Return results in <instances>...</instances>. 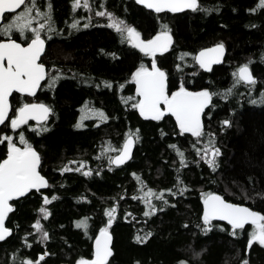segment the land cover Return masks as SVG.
<instances>
[{
	"label": "trees",
	"instance_id": "16d2710c",
	"mask_svg": "<svg viewBox=\"0 0 264 264\" xmlns=\"http://www.w3.org/2000/svg\"><path fill=\"white\" fill-rule=\"evenodd\" d=\"M49 3L54 31L49 33L46 27L41 33L47 43L42 60L49 76L59 79L51 88L48 80L43 81L33 97L13 92L9 118L27 100L44 102L51 112L45 121H29L15 130L10 120L0 126V134L20 144L23 133L37 150L40 171L49 186L13 202L14 210L6 220L11 235L0 241V264L27 260L35 264L41 255L44 259L39 264L90 259L94 238L107 226L105 213L112 208L108 264H242L245 259L249 264H264V247L254 243L247 248L254 225H246L234 236L225 221L212 220L209 225L203 221L204 194L211 192L264 214V103L260 102L264 95V7L258 8L260 0H198L207 11L160 13L137 0H89L91 11L74 8V0H36L41 12L48 11ZM98 10L114 13L144 39L167 26L172 45L156 53L155 61L167 73L168 90L183 84L219 94L203 113L202 137L181 133L171 113L156 121L132 107L139 101L133 73L141 65L150 67L153 56L108 27L107 17L95 15ZM12 15L6 14L5 20ZM76 21L79 25L73 29ZM42 22L45 18L39 17L32 26ZM12 38L28 41L15 32ZM216 42L226 47L224 60L205 71L194 55ZM242 64H249L254 85L235 83L233 73ZM228 89L231 94L223 95ZM96 110L107 119L96 116ZM225 120L230 124L225 125ZM137 129L139 139L133 136L131 158L122 165L111 164L110 158ZM210 138L220 150L215 170L202 159V152L197 153ZM171 145L184 153L185 167ZM7 151V142L0 144V160ZM65 166L80 171H61ZM89 170L91 175H84ZM149 189L163 192V200L146 196ZM53 196L57 199L52 200ZM44 197L51 202L44 204ZM146 199L155 206L148 216L144 213L152 209ZM41 207L50 213L47 218ZM85 217L86 231L76 226ZM37 221L42 232L35 227ZM43 232L48 234L46 239Z\"/></svg>",
	"mask_w": 264,
	"mask_h": 264
},
{
	"label": "snow or ice",
	"instance_id": "6c2138e0",
	"mask_svg": "<svg viewBox=\"0 0 264 264\" xmlns=\"http://www.w3.org/2000/svg\"><path fill=\"white\" fill-rule=\"evenodd\" d=\"M137 2L144 4L147 8L153 9L157 13L163 12L165 9L172 12H179L185 9L207 11V9L200 8L198 0H137ZM73 7H83L89 11L92 10L89 0H83V3H81V0H74ZM260 7H264V0H260L258 8ZM18 9L23 10L17 13ZM34 10L35 15H33ZM8 13L13 15L8 20H5V15ZM95 15L107 17L110 21L107 25L108 27L121 34L123 39L140 51L153 56L151 71L141 65L133 75V80L137 85V93L141 99L136 104H133L132 107L138 108L144 118L156 121L171 113L175 117L181 133H191L197 138L202 137L204 132L201 114L210 105L212 97L219 94L211 93L208 90L190 92L184 88L183 84H181L178 91L172 92L171 95L168 94L167 73L157 67L155 62L156 53L167 51L171 45L172 39L167 26H163L161 33L154 38L143 40L141 39V34L134 27L127 25L124 20L117 18L114 13L107 10H98L95 11ZM39 17L45 18V22L39 23V27H33V21ZM90 20L91 17H89ZM78 25L79 21H76L71 27L76 29ZM46 27L49 33L54 31L50 3L48 4V11L41 12L36 6V0H0V36L7 37L6 40H0V125H4L9 120L8 114L11 110L9 97L12 96L13 92L35 96L37 89L41 87L42 81L48 80V87L51 88L56 80L59 79L58 76H49L45 64L40 62L46 46V41L42 38L41 33ZM84 27H89V24H84ZM14 32L19 33L22 39L30 41L27 46L12 39ZM27 33H31V36L29 37ZM48 38L50 39L51 37L49 36ZM223 50L224 46L220 44L216 48L202 51L195 59L199 62L200 67L210 71L211 65L218 63L219 59L218 57L210 56L209 53L222 55ZM233 76L236 77V84L243 82L248 85H254L256 82L251 74L249 64L239 67L233 73ZM105 86L111 87V84L105 82ZM231 92L232 89H228L223 95H230ZM252 102L256 103L257 101ZM260 102L264 103V95H262ZM161 105L165 107L162 108ZM50 112L51 109L44 104L24 103L16 110L14 118H11L10 127L15 130L21 125L27 124L31 119L46 120ZM95 115L99 116L101 120L107 119V116L99 110L95 111ZM223 123L229 125L230 121L225 120ZM81 126L82 124L77 125V127ZM138 132L139 130L137 129L135 133H129L123 148L119 150V155L115 156V158H110L111 164L122 165L131 158V148L134 144L133 136L139 139ZM5 142H7L8 149L7 157L0 162V241H4L7 236L11 235V229L4 226L8 213L14 210L9 202L25 196L33 189L39 191L41 188L49 186L39 171L41 156L31 144L27 143L23 133L19 134V143L22 147H18L13 142V137L9 135H4L0 139V144ZM213 144L214 140L210 138L208 145L202 149H197V153L200 154L202 152V159L206 160L208 165L215 170V158L220 155V150L214 148ZM171 147L176 149L175 145H171ZM176 151L180 157L181 166L185 167L184 153L179 149H176ZM71 163L76 162L73 161ZM83 166L81 164V167ZM73 170L80 171V168L72 169L65 166L61 169L64 172ZM84 175H91V170L85 172ZM168 191L171 192V189ZM182 191L184 189H181ZM172 194L175 195V193ZM150 195H157V198L161 200L164 198L163 192L155 194L151 189L146 193V196ZM51 199L55 200L57 197L53 196ZM50 202L48 197H44V204ZM145 202L148 203L152 211L145 212L144 215L153 214L155 206L147 199ZM203 202V221L206 225L211 224V221L215 219L227 221L231 225L232 235L234 236L237 234V230H243L246 225H254L247 248L250 250L254 243L264 247V214L253 211L248 207L226 202L222 196L211 193L204 194ZM39 211L44 214L45 218L50 215L44 207H41ZM114 212L115 208H112L105 213L109 219L107 227L100 230L99 237L95 241L94 258L91 260L82 258L78 261V264H108V258L112 255L109 247L111 238L108 228L113 222ZM87 221L88 218L85 217L83 220L78 221L76 226L86 231L88 227ZM35 227L37 231H43L39 221L36 222ZM208 230L210 229H205V231ZM47 235V232H43L44 239L47 238ZM136 239L140 240L141 238L138 236ZM43 259L44 256L41 255L35 264H39ZM22 264H33V262L27 260L22 261ZM242 264H249V261L245 259Z\"/></svg>",
	"mask_w": 264,
	"mask_h": 264
},
{
	"label": "water",
	"instance_id": "95a60500",
	"mask_svg": "<svg viewBox=\"0 0 264 264\" xmlns=\"http://www.w3.org/2000/svg\"><path fill=\"white\" fill-rule=\"evenodd\" d=\"M142 5H144V4H142ZM145 6V5H144ZM153 10V9H152ZM158 34H160V33H158ZM158 34H156V35H158ZM156 35H154L152 38H154ZM170 35V34H169ZM171 36V35H170ZM43 38V37H42ZM151 38V39H152ZM12 39H14V38H12ZM142 39V38H141ZM1 40H6V39H1ZM14 40H16V39H14ZM144 40V39H143ZM18 43H22L21 41H19V40H16ZM28 42H30V41H28ZM28 42H26V43H23L24 44V46H27V43ZM221 43H217V44H214V45H211V46H208V47H205V48H203V49H201L200 51H198L197 52V54H196V57L197 56H199V54L202 52V51H206V50H208V49H213V48H216V46L217 45H220ZM224 46V45H223ZM45 48H46V46H45ZM225 53H226V48H225V46H224V50H223V53H222V55H220V54H218V53H209V55L210 56H212V57H218V59H219V62L218 63H213L212 65H214V64H220L222 61H223V58H224V55H225ZM43 55V54H42ZM41 62V61H40ZM199 63V62H198ZM157 65V64H156ZM211 65V66H212ZM243 66V65H242ZM158 67V66H157ZM241 67V66H240ZM250 68V67H249ZM204 70H207V69H205V68H203ZM149 71H151V68H149L148 69ZM250 71H251V69H250ZM251 74H252V76H253V73L251 72ZM254 77V76H253ZM42 83V82H41ZM136 88H137V85H136ZM185 89H187L188 91H190V92H200V91H203V90H205V89H202V90H191V89H189V88H185ZM179 90V89H178ZM177 90V91H178ZM37 91H38V89H37ZM37 91H36V93H37ZM21 94V93H20ZM25 95H28V94H25ZM30 96V95H29ZM10 98H11V96L9 97V102H10V105H11V100H10ZM140 99H141V97H140ZM29 104H31V103H36V104H44V105H46L44 102H40V101H33V102H28ZM47 106V105H46ZM10 113V112H9ZM9 115V114H8ZM35 121H38V122H41V120H37V119H34ZM44 121V120H43ZM128 138V137H127ZM127 138H126V140L124 141V143H123V145L125 144V142L127 141ZM122 148H123V146H122ZM121 148V149H122ZM131 150H132V148H131ZM117 155H119V152L116 154V155H114V157L113 158H115V156H117ZM41 174V173H40ZM42 175V174H41ZM44 178H45V176L44 175H42ZM45 180H46V178H45ZM211 194H215V195H220V196H222L221 194H219V193H216V192H211ZM223 197V196H222ZM224 198V197H223ZM224 200L226 201V202H229V203H232V204H236V205H240V206H244V207H248V208H250L251 210H253V211H256V212H259L258 210H256V209H253V208H251L250 206H248V205H246V204H242V203H235V202H232V201H230V200H228V199H226V198H224ZM203 201H204V198H203ZM10 203V202H9ZM203 212H204V202H203ZM260 213V212H259ZM262 214V213H261ZM215 220H218V219H215ZM220 221H222V220H220ZM5 222H6V220H5ZM225 222H227V221H225ZM228 223V222H227ZM5 227H7L6 226V223H5V225H4ZM8 228V227H7ZM101 230V229H100ZM100 230L98 231V233L96 234V236H95V238H94V241H93V256H92V258L91 259H93L94 258V252H95V241H96V239H97V237H99V233H100ZM108 233H109V236H110V243H109V247H110V249H111V251H112V234H111V232L108 230ZM91 259H89V260H91ZM109 259V258H108ZM60 264H70V263H60Z\"/></svg>",
	"mask_w": 264,
	"mask_h": 264
},
{
	"label": "flooded vegetation",
	"instance_id": "af4514ba",
	"mask_svg": "<svg viewBox=\"0 0 264 264\" xmlns=\"http://www.w3.org/2000/svg\"><path fill=\"white\" fill-rule=\"evenodd\" d=\"M82 3H83V2H82ZM140 4H141V3H140ZM141 5H142V4H141ZM143 6H144V5H143ZM144 7H146V6H144ZM148 9H149V8H148ZM150 10H152V9H150ZM165 10H166V11H170V10H167V9H165ZM158 33H161V31L158 32ZM158 33H156V34H158ZM156 34H154V35H156ZM169 34L171 35V39H172V41H173L172 34H171L170 32H169ZM154 35H153V36H154ZM153 36H152V37H153ZM42 37H43V36H42ZM152 37H150V38H148V39H151ZM43 38H44V37H43ZM141 38H142V37H141ZM44 39H45V38H44ZM142 39H144V38H142ZM148 39H144V40H148ZM28 41H29V40H28ZM28 41H26V42H28ZM45 41H46V40H45ZM217 43H221V42L212 43V44H210V45H208V46H211V45H214V44H217ZM46 44H47V43H46ZM221 44H223V43H221ZM171 45H172V42H171ZM171 45H170V47H171ZM223 45H224V44H223ZM208 46H206V47H208ZM224 46H225V45H224ZM170 47H169V48H170ZM169 48H168V49H169ZM204 48H205V47H204ZM225 48H226V47H225ZM45 49H46V48H45ZM201 49H203V48H201ZM201 49H199V50L196 51V53H195V55H194L195 58H196V54H197V52L200 51ZM44 52H45V51H44ZM157 53H160V52H157ZM43 54H44V53H43ZM225 54H226V53H225ZM42 56H43V55H42ZM42 56H41L40 61H41L42 63H44V61L42 60ZM224 57H225V55H224ZM223 60H224V58H223ZM195 61L197 62V64H198L199 67H200V64L198 63V61H197L196 59H195ZM155 62H156V61H155ZM222 62H223V61H222ZM222 62H221V63H222ZM221 63H220V64H221ZM44 64H45V63H44ZM156 64H157V62H156ZM151 65H152V63H151ZM214 65H218V64H214ZM214 65H212L211 68H212ZM242 65H245V64H242ZM242 65H240V66H242ZM45 66H46V64H45ZM157 66H158V64H157ZM240 66H239V67H240ZM158 67H159V66H158ZM239 67H238V68H239ZM139 68H140V67H139ZM147 68L149 69V68H151V66H150V67H147ZM159 68H160L161 70L165 71V70L162 69L161 67H159ZM200 68L203 69L202 67H200ZM238 68H237V70H238ZM46 69H47V67H46ZM203 70H204V69H203ZM237 70H236V71H237ZM47 71H48V70H47ZM205 71H209V70H205ZM251 72H252V71H251ZM253 76H254V75H253ZM42 83H43V81H42ZM42 83H41V84H42ZM135 84H136V83H135ZM179 88H180V87H178L177 89H174V90H172V91H169V90H168V94L171 95L172 92L177 91ZM184 88H189V89H191V90H202V89L208 90L207 88L192 89V88H190V87H186V86H184ZM38 90H39V89H38ZM136 90H137V88H136ZM208 91H209V90H208ZM19 94H20V93H19ZM23 95H25V94H23ZM27 96H29V95H27ZM30 97H33V96H30ZM10 100H11V98H10ZM139 100H140V96H139ZM33 101H38V100H27V101H25L24 103L33 102ZM40 102H42V101H40ZM24 103H22L19 107H21ZM45 104H46V103H45ZM46 105H47V104H46ZM47 106H48V105H47ZM19 107H18V108H19ZM48 107H49V106H48ZM161 107L164 108L163 105H161ZM11 108H12V104H11ZM18 108H17V109H18ZM17 109H16V110H17ZM205 109H206V108H205ZM205 109H204V111H205ZM10 112H11V110H10ZM203 113H204V112H203ZM203 113L201 114V120H202ZM9 115H10V113H9ZM14 115H15V114H14ZM14 115L11 116V117L9 118V120H11V118H14ZM174 118H175V117H174ZM29 121H34V122L39 123L38 121H35L34 119H31V120H29ZM29 121H28V122H29ZM44 121H45V120H44ZM41 122H43V121H41ZM0 126H1V125H0ZM2 135H3V134H0V137H1V138H3ZM3 136H4V135H3ZM17 145H18V146H22V145H20V144H17ZM33 148H34V147H33ZM34 149H35V148H34ZM35 150H36V149H35ZM36 151H37V150H36ZM6 157H7V154H6V156H5L3 159H5ZM113 157H114V156H113ZM3 159H2V160H3ZM2 160H0V162H2ZM39 171H40V168H39ZM40 173L42 174L41 171H40ZM42 175H43V174H42ZM45 178H46V177H45ZM46 181H47V179H46ZM41 189H42V188H41ZM33 190H35V189H33ZM17 199H18V198H17ZM15 200H16V199L10 201V204L12 205V207H13V202H14ZM8 214H9V213H8ZM7 217H8V216H7ZM6 220H7V218H6ZM5 223H6V222H5ZM6 226H7V225H6ZM8 228H9V227H8ZM108 230H109V229H108ZM90 259H91V258H90ZM74 264H77V262L74 263Z\"/></svg>",
	"mask_w": 264,
	"mask_h": 264
},
{
	"label": "rangeland",
	"instance_id": "374dc122",
	"mask_svg": "<svg viewBox=\"0 0 264 264\" xmlns=\"http://www.w3.org/2000/svg\"><path fill=\"white\" fill-rule=\"evenodd\" d=\"M81 2H83V0H81ZM110 22V21H109ZM139 68H137L135 71H134V73L138 70ZM134 73H133V75H134ZM163 107H165L164 105H163ZM2 137H3V135H2ZM18 146V145H17ZM18 147H22V146H18ZM80 166H81V164H80ZM105 227H107V226H105ZM105 227H103V228H105ZM84 259V258H83ZM80 260V259H79ZM78 260V261H79ZM78 261H77V264H78Z\"/></svg>",
	"mask_w": 264,
	"mask_h": 264
}]
</instances>
